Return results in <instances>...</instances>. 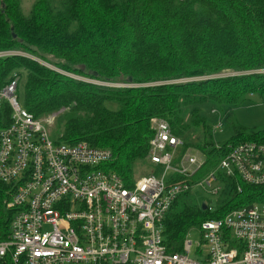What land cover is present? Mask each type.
Instances as JSON below:
<instances>
[{
    "label": "trees",
    "instance_id": "trees-1",
    "mask_svg": "<svg viewBox=\"0 0 264 264\" xmlns=\"http://www.w3.org/2000/svg\"><path fill=\"white\" fill-rule=\"evenodd\" d=\"M0 50L33 54L81 78L132 85H98L22 55L0 58V86L24 71L22 94L18 85L23 107L35 117L60 111L54 129L59 141L110 149L113 158L101 167L125 187L134 184L137 163L148 165L157 119L176 136L190 126L200 129L204 139L195 148L205 161L196 179L214 169L231 145L264 142V127L250 132L238 124L229 139L214 141L200 109L210 103L224 113L251 95L262 100L264 0H33L27 14L20 0H0ZM9 115L3 103L0 128ZM189 147L184 144L182 153ZM12 191L0 180V240L9 235ZM207 203L203 210L190 192L174 200L163 220L168 253L179 251L185 233L201 221L264 204V184L230 177L220 200Z\"/></svg>",
    "mask_w": 264,
    "mask_h": 264
},
{
    "label": "built area",
    "instance_id": "built-area-1",
    "mask_svg": "<svg viewBox=\"0 0 264 264\" xmlns=\"http://www.w3.org/2000/svg\"><path fill=\"white\" fill-rule=\"evenodd\" d=\"M26 54L0 50V58H31ZM18 85L14 72L0 86V115L3 103L10 109L8 125L0 128V180L12 185L6 204L14 212L8 237L0 240V264H264V204L201 221L174 253L166 251L162 235L163 220L179 195L199 187L221 197L225 179L235 176L264 184V142L231 145L214 169L196 179L202 153H182L184 143L157 119L146 158L154 172L125 187L116 173L101 167L112 160L110 149L52 140L49 127L60 111L33 116L22 105ZM192 232L200 237L197 259L190 256Z\"/></svg>",
    "mask_w": 264,
    "mask_h": 264
},
{
    "label": "rangeland",
    "instance_id": "rangeland-1",
    "mask_svg": "<svg viewBox=\"0 0 264 264\" xmlns=\"http://www.w3.org/2000/svg\"><path fill=\"white\" fill-rule=\"evenodd\" d=\"M33 0H20V4L22 7L23 13L27 14ZM27 56H31V58H37L33 54L27 53ZM40 59V58H37ZM41 60V59H40ZM44 61V60H42ZM45 62V61H44ZM48 63V62H46ZM52 65V64H51ZM264 71V70H262ZM261 72V71H258ZM19 92L22 94L24 82L26 79V73L24 71H19ZM17 74V73H16ZM220 75V74H219ZM221 75H233L231 71H224ZM79 78V77H78ZM83 79V78H80ZM89 81L88 78H85ZM201 114L207 120L209 125H212V138L216 142H222L229 139L232 135L231 126L232 124H238L245 128L247 131H255L264 127V96L262 100L256 99V96H250L249 99H246L237 107H231L227 112L222 113L220 108L216 107L213 104L205 103L200 105ZM61 113V112H60ZM59 113V114H60ZM58 114V116H59ZM56 117V123L54 126L49 127L50 138L52 140H57L59 138L58 132H55V127L59 124V118ZM190 114L186 115V120H188ZM218 124H220L218 126ZM217 125V127H216ZM184 144L190 145L189 148L186 149L187 152L192 154H198L195 148L197 145H201L204 139L203 134L200 132L199 128L190 126L183 134L178 136ZM194 147V148H192ZM200 158H203L204 155L200 154ZM151 166L144 163H137L135 168V177L140 175H144L145 173L151 171ZM191 196L195 197L196 200L202 199V201H212V203H217L216 201L220 197L219 195H211L205 190L197 187L193 188L190 192ZM190 239L192 241L191 253L190 256L194 259H197L194 254L196 242H199L200 237L197 232H192L190 234ZM202 247V245H201Z\"/></svg>",
    "mask_w": 264,
    "mask_h": 264
},
{
    "label": "water",
    "instance_id": "water-1",
    "mask_svg": "<svg viewBox=\"0 0 264 264\" xmlns=\"http://www.w3.org/2000/svg\"><path fill=\"white\" fill-rule=\"evenodd\" d=\"M201 208L205 210L207 208L206 204L204 202H201Z\"/></svg>",
    "mask_w": 264,
    "mask_h": 264
}]
</instances>
